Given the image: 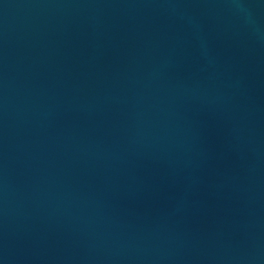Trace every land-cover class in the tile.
<instances>
[{
	"label": "water",
	"instance_id": "water-1",
	"mask_svg": "<svg viewBox=\"0 0 264 264\" xmlns=\"http://www.w3.org/2000/svg\"><path fill=\"white\" fill-rule=\"evenodd\" d=\"M0 264H264V0H0Z\"/></svg>",
	"mask_w": 264,
	"mask_h": 264
}]
</instances>
